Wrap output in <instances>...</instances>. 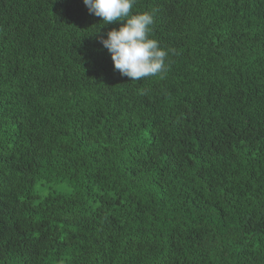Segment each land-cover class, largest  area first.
Here are the masks:
<instances>
[{
  "label": "trees",
  "instance_id": "1",
  "mask_svg": "<svg viewBox=\"0 0 264 264\" xmlns=\"http://www.w3.org/2000/svg\"><path fill=\"white\" fill-rule=\"evenodd\" d=\"M146 11L131 81L83 0H0V264H264V0Z\"/></svg>",
  "mask_w": 264,
  "mask_h": 264
},
{
  "label": "clouds",
  "instance_id": "2",
  "mask_svg": "<svg viewBox=\"0 0 264 264\" xmlns=\"http://www.w3.org/2000/svg\"><path fill=\"white\" fill-rule=\"evenodd\" d=\"M83 3L89 14L101 18L106 26L119 25L108 31L106 38L99 35L98 39L121 76L131 81L163 78L167 72L168 51L157 40L149 38L154 24L152 12L133 14L136 0H83Z\"/></svg>",
  "mask_w": 264,
  "mask_h": 264
}]
</instances>
